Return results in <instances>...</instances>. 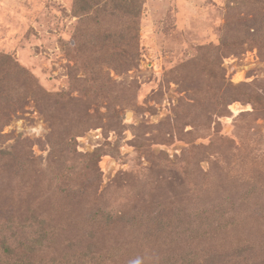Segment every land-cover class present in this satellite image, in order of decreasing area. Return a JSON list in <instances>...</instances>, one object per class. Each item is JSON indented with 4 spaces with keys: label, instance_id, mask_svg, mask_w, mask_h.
<instances>
[{
    "label": "rangeland",
    "instance_id": "rangeland-1",
    "mask_svg": "<svg viewBox=\"0 0 264 264\" xmlns=\"http://www.w3.org/2000/svg\"><path fill=\"white\" fill-rule=\"evenodd\" d=\"M109 1L106 7L105 1L90 0L92 7L84 8L82 0H0V55L16 60L46 92L81 99L76 103L80 114L96 115L100 125L77 137V149H103L100 192L116 178L117 185H140L145 179L171 202L190 185L179 168L184 159L191 161L199 185L203 172L216 174L210 175L211 188L231 185L227 176L235 178L251 166L236 164L234 143L251 145L253 168L264 169V117L251 103L222 105V97L235 95L239 84L264 93V32L251 35L253 8L234 5L238 0H146L142 55L125 70L120 61L126 20L118 2ZM91 63L106 86L102 96L84 97L92 84L83 68ZM27 100L4 133L28 138L34 154L47 157L50 122L31 97ZM219 138L230 143L216 152H190Z\"/></svg>",
    "mask_w": 264,
    "mask_h": 264
},
{
    "label": "trees",
    "instance_id": "trees-1",
    "mask_svg": "<svg viewBox=\"0 0 264 264\" xmlns=\"http://www.w3.org/2000/svg\"><path fill=\"white\" fill-rule=\"evenodd\" d=\"M102 1L109 7V0L93 3ZM115 1L126 20L120 66L127 70L142 55L140 18L146 0ZM82 2L84 8L92 7L90 0ZM235 4L253 8L250 16L256 27H250L251 35L263 33L264 0ZM91 64L83 68L86 82L92 84L84 97L102 96L106 86ZM246 87L251 86L237 85L235 95L222 97V105L251 103L264 117V93ZM29 97L52 128L47 157L35 155L28 138L4 133ZM78 101L64 91L46 92L16 60L0 55V232H9L0 233V264H264V169L253 168L251 145L231 146L236 164H251L244 174L227 176L231 185L211 188L210 175L216 176L211 171L203 172L199 185L193 180L191 161L184 159L179 168L190 185H183V194L171 202L145 179L139 180L140 185H117L116 178L100 192L103 149L86 153L77 149V137L100 124L95 114L77 111ZM117 114L115 118L121 117ZM220 115H225L222 107ZM217 141L208 147L193 146L190 152H216L224 142L230 143Z\"/></svg>",
    "mask_w": 264,
    "mask_h": 264
},
{
    "label": "water",
    "instance_id": "water-1",
    "mask_svg": "<svg viewBox=\"0 0 264 264\" xmlns=\"http://www.w3.org/2000/svg\"><path fill=\"white\" fill-rule=\"evenodd\" d=\"M129 117H130V113H128V115H127V119H129Z\"/></svg>",
    "mask_w": 264,
    "mask_h": 264
}]
</instances>
